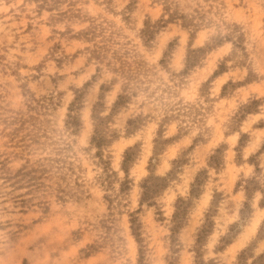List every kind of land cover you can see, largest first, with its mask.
I'll return each instance as SVG.
<instances>
[{
  "label": "rangeland",
  "instance_id": "1",
  "mask_svg": "<svg viewBox=\"0 0 264 264\" xmlns=\"http://www.w3.org/2000/svg\"><path fill=\"white\" fill-rule=\"evenodd\" d=\"M38 1L0 0V264H264V0H173L194 38L165 0ZM92 18L147 62L101 150L126 81Z\"/></svg>",
  "mask_w": 264,
  "mask_h": 264
},
{
  "label": "trees",
  "instance_id": "2",
  "mask_svg": "<svg viewBox=\"0 0 264 264\" xmlns=\"http://www.w3.org/2000/svg\"><path fill=\"white\" fill-rule=\"evenodd\" d=\"M43 1V2H42ZM41 2V7L40 9L42 10L44 7H50L49 11L53 12V11H57V15L59 18H65V17H69V18H74L77 15H75V13L73 14V12L75 11H71L69 10L68 12L65 11L62 8V4L63 2H67L69 4L70 7H73L71 5H74V3H76V0H42ZM165 13L169 16L168 19H166V15L162 16V19L157 23L158 27H162V23L163 24H169V23H173V22H178L180 21V19H183V23L182 26L186 29H188L191 34H192V38H194L198 32V30L201 27L200 22H196L195 18H189L188 16H186L185 14L181 13L179 11V4L176 1L173 0H165ZM80 12V11H79ZM73 14V15H72ZM79 17L81 16L80 14H78ZM87 19H89L86 16ZM148 25V24H147ZM238 28V27H237ZM155 28L154 27H150L147 26V28L143 31L144 32V36L147 42H149L152 37H155ZM84 33L86 34L87 38L89 41L94 42V46L96 47V49H93V55L94 57H96L97 59H99L100 61H105L107 54L109 51H112V58L109 60L108 65L113 67L114 71L116 73H118L119 75H121L125 81L126 84L124 86L123 89V93L120 94L118 96V100L114 103L113 108L111 109V113L108 116H102V113H98L97 110L98 108H104L105 104L103 103V92L104 89L106 88V85L104 84L101 89H102V93L100 95V99L99 101L95 104L94 106V110H93V117L95 119V121L97 123H95V135L93 138V143L94 145H96L98 147L99 150H101L104 146V144L108 141V138L106 136V133L108 131H106L105 129H101V122H103L104 120H107L108 118L112 117L113 114L116 112V110L122 105V104H126L129 102V100H131L132 96H131V81L133 79H138L139 78V74H141V72H145L146 68H147V62L145 60H141L138 59L136 57V54H132L131 52L128 51V49H125L124 52H120L119 50H112V44L116 43V32L114 29L111 28V25L108 24H104V23H100L98 22L96 19H91L90 20V26L85 29ZM97 38H101V41L98 42V40H96ZM232 41V40H231ZM133 56L135 59V64H136V68H134L133 66V62H129L127 60V57ZM114 60L119 63L120 65L118 67L114 66ZM100 70V68H99ZM251 73L249 74L250 76V80H252L251 78ZM117 79H114V82H116ZM263 100V99H262ZM105 111V110H104ZM134 119H129L128 123L133 124L134 123ZM133 148H130L127 152V156L125 157L124 163H123V170L126 172V174H129V169L127 168V164L129 162V154L132 151ZM22 170V169H21ZM20 170V171H21ZM257 170H259V168H257ZM157 179L159 180H166L167 178H163V177H157ZM252 181V180H251ZM145 190L148 188V185H144ZM194 192V190H193ZM262 192L264 193V191L262 190ZM146 193V197H147ZM248 196H250L249 192L247 194ZM184 198H180V201H183ZM214 204V203H213ZM264 204V198L261 201V205ZM248 206V204H246ZM209 225V224H208ZM210 226V225H209ZM205 226H203V228H205ZM207 232V231H206ZM202 236L199 237V244L202 243Z\"/></svg>",
  "mask_w": 264,
  "mask_h": 264
}]
</instances>
